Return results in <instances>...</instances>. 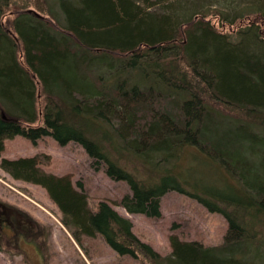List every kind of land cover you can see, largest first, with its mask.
Returning a JSON list of instances; mask_svg holds the SVG:
<instances>
[{
  "label": "trees",
  "instance_id": "1",
  "mask_svg": "<svg viewBox=\"0 0 264 264\" xmlns=\"http://www.w3.org/2000/svg\"><path fill=\"white\" fill-rule=\"evenodd\" d=\"M45 1L0 0V155L15 135L75 141L127 183L126 211L157 217L175 190L220 213L227 231L216 245L171 234L161 256L108 202L93 207L68 174L41 169L39 155L0 167L41 185L79 245L99 235L149 264H264V5L238 10L243 22L226 32L187 0L162 12L152 6L167 0Z\"/></svg>",
  "mask_w": 264,
  "mask_h": 264
},
{
  "label": "rangeland",
  "instance_id": "2",
  "mask_svg": "<svg viewBox=\"0 0 264 264\" xmlns=\"http://www.w3.org/2000/svg\"><path fill=\"white\" fill-rule=\"evenodd\" d=\"M29 1L46 5L45 0ZM187 1L194 4L195 11L207 13V19L226 32L235 30L240 22H243L236 18L238 10L254 2L264 5V0ZM225 1H229V6H232L226 7ZM48 2L53 3L54 9H57V0ZM170 2L173 0L160 1L152 7L162 12L167 6L166 3ZM30 7L37 13L45 14L34 6ZM220 10L228 11L226 20L221 21L218 18L217 13ZM234 18L235 22L229 24L228 21ZM243 20L247 21L245 18ZM43 104L44 100L39 91L36 97L37 108ZM40 122L41 120L38 121L39 124ZM33 155L40 156L39 166L44 171L57 175L68 174L74 186L86 192L91 206L94 207L100 200L108 202L118 213L131 221L134 234L152 246L161 256L171 252V234L183 240L200 241L205 245H216L223 241L228 226L227 220L220 213L209 211L196 199L175 190H170L160 197V215L157 217L126 211L120 200L124 195L131 194L127 183L111 179L103 166L95 168L93 159L75 141L62 145L51 136H43L34 144L22 135H15L4 140L0 158ZM188 161L190 163L185 154L178 161V166H181L178 169H184V166L189 164ZM203 167L205 171H210L207 172L209 176L216 173L212 165H201L200 169ZM206 179L208 180L205 177L204 181ZM0 201L24 211L33 221L28 236L9 239L8 234L0 233V264H149L145 260L118 254L99 235H83L81 245L77 244L68 227L62 223V213L46 190L41 185L13 178L1 167Z\"/></svg>",
  "mask_w": 264,
  "mask_h": 264
},
{
  "label": "flooded vegetation",
  "instance_id": "3",
  "mask_svg": "<svg viewBox=\"0 0 264 264\" xmlns=\"http://www.w3.org/2000/svg\"><path fill=\"white\" fill-rule=\"evenodd\" d=\"M33 221L24 211L0 201V233L8 234L9 239L28 236Z\"/></svg>",
  "mask_w": 264,
  "mask_h": 264
},
{
  "label": "water",
  "instance_id": "4",
  "mask_svg": "<svg viewBox=\"0 0 264 264\" xmlns=\"http://www.w3.org/2000/svg\"><path fill=\"white\" fill-rule=\"evenodd\" d=\"M3 117H5L4 114H3Z\"/></svg>",
  "mask_w": 264,
  "mask_h": 264
},
{
  "label": "bare ground",
  "instance_id": "5",
  "mask_svg": "<svg viewBox=\"0 0 264 264\" xmlns=\"http://www.w3.org/2000/svg\"><path fill=\"white\" fill-rule=\"evenodd\" d=\"M37 13V12H36ZM37 14H39V13H37Z\"/></svg>",
  "mask_w": 264,
  "mask_h": 264
}]
</instances>
